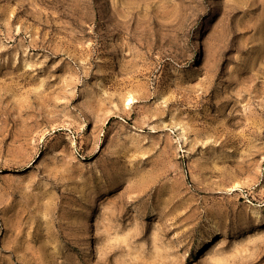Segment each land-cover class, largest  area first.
<instances>
[{
  "label": "rangeland",
  "instance_id": "obj_1",
  "mask_svg": "<svg viewBox=\"0 0 264 264\" xmlns=\"http://www.w3.org/2000/svg\"><path fill=\"white\" fill-rule=\"evenodd\" d=\"M0 264H264V0H0Z\"/></svg>",
  "mask_w": 264,
  "mask_h": 264
},
{
  "label": "bare ground",
  "instance_id": "obj_2",
  "mask_svg": "<svg viewBox=\"0 0 264 264\" xmlns=\"http://www.w3.org/2000/svg\"><path fill=\"white\" fill-rule=\"evenodd\" d=\"M218 233H219V231H216V232H215V234H218ZM215 234H214V235H215ZM93 247H94V246H93Z\"/></svg>",
  "mask_w": 264,
  "mask_h": 264
}]
</instances>
